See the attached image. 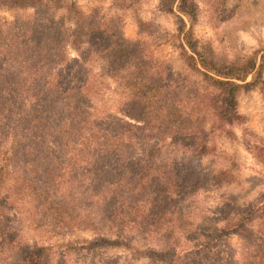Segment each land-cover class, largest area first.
I'll return each mask as SVG.
<instances>
[{"label": "trees", "instance_id": "1", "mask_svg": "<svg viewBox=\"0 0 264 264\" xmlns=\"http://www.w3.org/2000/svg\"><path fill=\"white\" fill-rule=\"evenodd\" d=\"M193 2L158 3L178 19L179 60L191 83L146 40L127 38L104 13L85 15L76 0H0V10L30 12L0 15V264H54L57 255L95 248L122 249L136 261L150 254L157 264H264L263 199L242 204L226 194L221 227L190 228L192 203L235 183L231 169L203 163L216 151V133L230 136L226 126L242 122V90L264 74V53L220 64L200 51L187 26L197 20ZM137 3L112 5L126 12ZM70 48L123 86L117 114L98 112ZM253 152L264 167V147ZM45 224L62 241L28 239V226Z\"/></svg>", "mask_w": 264, "mask_h": 264}, {"label": "rangeland", "instance_id": "2", "mask_svg": "<svg viewBox=\"0 0 264 264\" xmlns=\"http://www.w3.org/2000/svg\"><path fill=\"white\" fill-rule=\"evenodd\" d=\"M198 5L197 20L192 26L193 35L202 53L213 57L220 64H242L259 52L264 53V0H192ZM85 15L93 11L106 14L108 18L120 22L124 34L129 39H144L152 51L161 60L172 66L174 73L185 75L186 72L179 60L178 19L173 14L159 10V0H139L129 11L121 12L115 8L113 0H76ZM30 12L0 10V15L9 20L14 16H26ZM147 24L142 32L138 19ZM78 51V50H77ZM76 49L68 50L71 59L80 60L75 64V74L79 82L87 81L91 90L94 106L99 113L117 114L119 104L125 98L122 85L108 78L103 73L102 63L89 57L81 58ZM87 51V50H86ZM88 53V51H87ZM260 59V58H259ZM177 75V74H176ZM188 81L193 83L195 77L187 73ZM252 81V75L246 82ZM242 84V82H238ZM238 111L243 120L234 126H226L232 135L217 132L216 151L204 161V166L218 171L231 169L235 183L223 186L204 195H200L189 208L190 228L197 226L221 227L216 221L219 207L222 206L226 194H236L242 204L256 199L264 200V167L255 158L253 148L264 147V74L262 80L253 88L243 89L239 95ZM28 239L33 243H52L62 241L59 229H50L45 224L39 227L28 226ZM211 231V230H210ZM208 231H206L207 233ZM79 237L90 240L94 235L90 232H75ZM234 248H239V239L235 235L228 238ZM156 246L149 245L146 252L153 251ZM58 252V251H55ZM131 254L118 248H95L73 251L62 259L57 255L54 264H157V258L146 255L133 260ZM128 260V261H126Z\"/></svg>", "mask_w": 264, "mask_h": 264}]
</instances>
